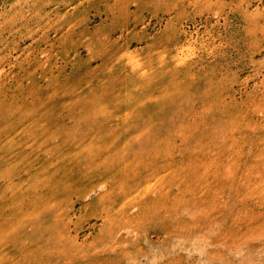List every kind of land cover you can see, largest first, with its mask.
Masks as SVG:
<instances>
[{
  "label": "rangeland",
  "instance_id": "1",
  "mask_svg": "<svg viewBox=\"0 0 264 264\" xmlns=\"http://www.w3.org/2000/svg\"><path fill=\"white\" fill-rule=\"evenodd\" d=\"M0 264H264V0H0Z\"/></svg>",
  "mask_w": 264,
  "mask_h": 264
}]
</instances>
